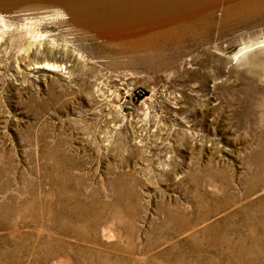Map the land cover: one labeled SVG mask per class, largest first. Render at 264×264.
<instances>
[{
	"label": "rangeland",
	"instance_id": "374dc122",
	"mask_svg": "<svg viewBox=\"0 0 264 264\" xmlns=\"http://www.w3.org/2000/svg\"><path fill=\"white\" fill-rule=\"evenodd\" d=\"M209 13L0 11V264H264V0Z\"/></svg>",
	"mask_w": 264,
	"mask_h": 264
},
{
	"label": "bare ground",
	"instance_id": "6f19581e",
	"mask_svg": "<svg viewBox=\"0 0 264 264\" xmlns=\"http://www.w3.org/2000/svg\"><path fill=\"white\" fill-rule=\"evenodd\" d=\"M233 1L238 0H0V11L8 12L22 5L55 7L67 14L71 23L108 41L154 28L182 24L215 11L222 4L228 6ZM243 50L244 46L235 55Z\"/></svg>",
	"mask_w": 264,
	"mask_h": 264
},
{
	"label": "trees",
	"instance_id": "16d2710c",
	"mask_svg": "<svg viewBox=\"0 0 264 264\" xmlns=\"http://www.w3.org/2000/svg\"><path fill=\"white\" fill-rule=\"evenodd\" d=\"M146 95H147V91L145 89H142V93L139 97L140 99H143Z\"/></svg>",
	"mask_w": 264,
	"mask_h": 264
}]
</instances>
